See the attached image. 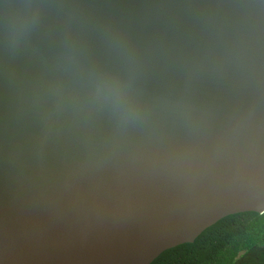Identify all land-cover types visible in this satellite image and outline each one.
<instances>
[{
  "label": "water",
  "instance_id": "95a60500",
  "mask_svg": "<svg viewBox=\"0 0 264 264\" xmlns=\"http://www.w3.org/2000/svg\"><path fill=\"white\" fill-rule=\"evenodd\" d=\"M242 211H264V0H0V264H148Z\"/></svg>",
  "mask_w": 264,
  "mask_h": 264
},
{
  "label": "trees",
  "instance_id": "16d2710c",
  "mask_svg": "<svg viewBox=\"0 0 264 264\" xmlns=\"http://www.w3.org/2000/svg\"><path fill=\"white\" fill-rule=\"evenodd\" d=\"M148 264H264V211L225 215Z\"/></svg>",
  "mask_w": 264,
  "mask_h": 264
},
{
  "label": "clouds",
  "instance_id": "9594fccd",
  "mask_svg": "<svg viewBox=\"0 0 264 264\" xmlns=\"http://www.w3.org/2000/svg\"><path fill=\"white\" fill-rule=\"evenodd\" d=\"M94 97L97 102L112 104L123 121L139 116L138 101L118 76L99 73L94 84Z\"/></svg>",
  "mask_w": 264,
  "mask_h": 264
}]
</instances>
